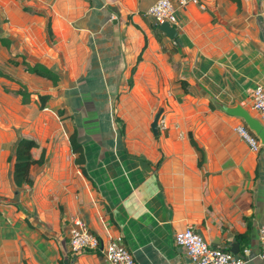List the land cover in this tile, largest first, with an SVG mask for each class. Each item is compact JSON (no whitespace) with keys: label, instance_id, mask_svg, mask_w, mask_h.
<instances>
[{"label":"crops","instance_id":"0c3cea01","mask_svg":"<svg viewBox=\"0 0 264 264\" xmlns=\"http://www.w3.org/2000/svg\"><path fill=\"white\" fill-rule=\"evenodd\" d=\"M154 1L0 0L6 50L52 66L62 78L66 72L77 101L12 65L5 71L33 91L23 103L14 93L18 82L0 76V264H111L102 246L71 250L68 226L76 214L103 245L121 236L138 264H185L173 234L186 225L211 244L248 248L243 264H264V144L250 149L233 129L243 119L213 104L239 103L258 117L251 92L264 84V0L177 5L175 38L145 14ZM36 92L71 106L73 120L61 121L51 98L39 108ZM74 125L91 180L70 150ZM19 136L36 141L34 158L44 150L43 163L31 164L33 182L21 186L7 160ZM242 232L245 241L237 238Z\"/></svg>","mask_w":264,"mask_h":264},{"label":"built area","instance_id":"2783aa9c","mask_svg":"<svg viewBox=\"0 0 264 264\" xmlns=\"http://www.w3.org/2000/svg\"><path fill=\"white\" fill-rule=\"evenodd\" d=\"M196 3L205 8V0H155L145 10V14L153 19L156 25L167 21L177 26L175 8L177 5ZM252 106L258 117L264 123V84H257L251 92ZM250 149L258 151L262 145L257 135L243 121L233 127ZM173 240L181 245L186 252L185 264H243L249 257L250 251L244 247L238 252H232L221 244L209 243L192 225H186L173 234ZM260 249L258 255L264 261V224L259 228ZM68 243L74 252L84 249H98L111 264H138L131 250L123 242L121 236L112 237L105 245L100 236L93 231L88 223L79 215H74L68 226Z\"/></svg>","mask_w":264,"mask_h":264},{"label":"trees","instance_id":"16d2710c","mask_svg":"<svg viewBox=\"0 0 264 264\" xmlns=\"http://www.w3.org/2000/svg\"><path fill=\"white\" fill-rule=\"evenodd\" d=\"M238 6L242 5L241 0H235ZM48 31L50 32L49 25L47 26ZM10 43V38L1 30L0 28V49L5 53V56L0 54V76H4L11 80H16L11 74H9L6 70L12 68V65H19L23 70L31 74L33 77L37 79H42L50 86H57L62 82V76L60 72L52 66H46L45 64L34 61L31 63L26 55L22 52H18L15 54L10 53L6 50V47ZM140 55L137 56L136 63L138 62ZM136 63L133 64L131 68V72L135 70ZM18 88L14 91L15 94L19 95L21 98V102L28 103L31 101V94L33 91L28 90L25 83L18 81ZM129 84L132 83V77H129ZM177 82L179 83L180 87L185 92H193L192 86L189 82L184 78H178ZM7 91H10L6 89ZM37 93L38 97V107L42 108L45 105V102L51 97L50 93ZM57 114L61 121L64 122H71L73 120V112L71 110V106H68L64 103L59 105L57 108ZM114 121L120 122L121 125L119 127V131L121 133L124 132V121L116 114H114ZM190 141L192 144L197 146L196 141L192 137L191 133ZM68 140L70 145V150L75 154L74 161L75 163L81 168L83 174L91 180V177L88 175L86 168H85V158H84V151L81 142L78 139V130L77 127L74 125L71 129L68 130ZM37 143L32 137L27 136H19L13 143L11 147V151L7 156V160L11 161L12 163V177L17 186H21L23 184H31L33 179L30 175V167L33 163L42 164L44 161V150H42L40 156L38 158H34L31 154V148L35 146ZM199 148V147H198ZM200 149V148H199ZM202 153V151H201ZM203 157H199L198 164H201ZM95 185V183L93 182ZM96 186V185H95ZM237 238L240 241H245L248 239V232H242L237 234ZM244 247H242L243 249ZM82 251L86 252H95L99 251V249H84Z\"/></svg>","mask_w":264,"mask_h":264},{"label":"water","instance_id":"95a60500","mask_svg":"<svg viewBox=\"0 0 264 264\" xmlns=\"http://www.w3.org/2000/svg\"><path fill=\"white\" fill-rule=\"evenodd\" d=\"M158 28L165 32V34L169 38H175L178 34V31L176 27L173 25H170L167 21H163L158 24ZM213 104L225 111L228 114L240 117L243 119V121L248 125V127L253 130V132L257 135L260 142L264 144V123L260 120L259 117L253 115L247 108L242 106L239 103H236L234 105H227L223 102L213 100ZM159 112L156 113L152 123L151 127L153 129L154 133H157V116ZM232 252H237L238 247L236 243H232V247L230 249Z\"/></svg>","mask_w":264,"mask_h":264},{"label":"rangeland","instance_id":"374dc122","mask_svg":"<svg viewBox=\"0 0 264 264\" xmlns=\"http://www.w3.org/2000/svg\"><path fill=\"white\" fill-rule=\"evenodd\" d=\"M48 31V30H47ZM49 33V37H50V46H51V48L56 52L55 53V55L56 54H58L57 52H59V50H58V46L56 47L53 43H54V34H53V32H48ZM60 49V48H59ZM2 53V50L0 49V54ZM2 56H4L3 54H2ZM57 56H59V54L57 55ZM66 72H64V78H62V82L59 84V85H57V87L56 88H54V89H59V87H64L63 89L64 90H61V91H58V93H57V96L59 97V96H61V95H65L66 96V98H67V101H71L72 103H74V104H76V98H74V94L73 93H69V92H67V88L68 87H72V84L74 83L73 81H72V79H70L69 77H67V75L65 74ZM77 80V79H76ZM75 80V81H76ZM14 82L13 81H11V82H8V87H9V85H11V84H13ZM7 86V84H2V86L3 87H6ZM8 87H6V88H8ZM8 89H10V88H8ZM72 89V88H71ZM51 98V97H50ZM52 100V102L51 103H53V104H55L56 103V106H57V108L59 107V105H61L62 103H64L61 99H59V98H56V99H53V98H51L50 99V101ZM67 103V102H66ZM68 104V103H67ZM57 111V110H56ZM112 112H114V113H118V111L117 110H112ZM57 116H58V114H57ZM59 118V117H58Z\"/></svg>","mask_w":264,"mask_h":264}]
</instances>
